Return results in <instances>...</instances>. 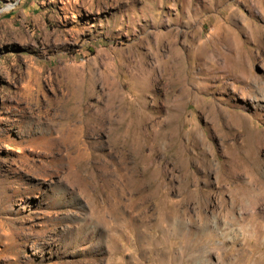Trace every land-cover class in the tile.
<instances>
[{
    "label": "rangeland",
    "instance_id": "1",
    "mask_svg": "<svg viewBox=\"0 0 264 264\" xmlns=\"http://www.w3.org/2000/svg\"><path fill=\"white\" fill-rule=\"evenodd\" d=\"M0 264H264V0H0Z\"/></svg>",
    "mask_w": 264,
    "mask_h": 264
},
{
    "label": "bare ground",
    "instance_id": "2",
    "mask_svg": "<svg viewBox=\"0 0 264 264\" xmlns=\"http://www.w3.org/2000/svg\"><path fill=\"white\" fill-rule=\"evenodd\" d=\"M247 80V79H246ZM248 82V80H247ZM252 173H256V174H263L262 172V165H261V162L259 161H255L254 162V165L252 166V169H251ZM253 174V175H254Z\"/></svg>",
    "mask_w": 264,
    "mask_h": 264
}]
</instances>
